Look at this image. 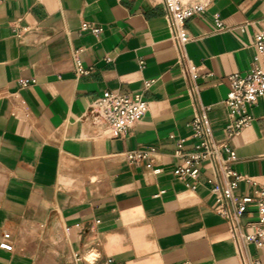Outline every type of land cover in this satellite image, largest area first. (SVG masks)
Listing matches in <instances>:
<instances>
[{"label":"crops","instance_id":"crops-1","mask_svg":"<svg viewBox=\"0 0 264 264\" xmlns=\"http://www.w3.org/2000/svg\"><path fill=\"white\" fill-rule=\"evenodd\" d=\"M84 23L102 31L82 32ZM186 26L194 81L177 63L163 0H0V244L11 237L0 264H77V255L98 264H241L215 210L218 165L180 178L175 152L180 143L193 150L189 124L209 108L216 141L235 153L230 168L251 179L237 193L253 198L264 185V97L233 137L224 104L229 76L252 66L264 0H215ZM76 51L89 75L77 76ZM105 92L149 102L123 138L91 110ZM257 222L251 205L241 231ZM246 250L264 264V249Z\"/></svg>","mask_w":264,"mask_h":264},{"label":"built area","instance_id":"built-area-1","mask_svg":"<svg viewBox=\"0 0 264 264\" xmlns=\"http://www.w3.org/2000/svg\"><path fill=\"white\" fill-rule=\"evenodd\" d=\"M215 0H163L167 13L169 27L178 52L177 63L184 66L185 71L190 75L192 81L198 78L197 68L189 60L186 46L193 38L190 36L186 23L196 16L205 13ZM215 22L219 29L223 25L218 16ZM82 32L90 31L98 34L102 30L93 24L84 23L81 26ZM255 47L257 53L253 58L250 70L246 74H233L229 76V94L224 101L227 108L230 126L226 129L229 137H233L247 127L253 116L249 108L256 105L258 100L264 97V68L261 66V59L264 56V30L255 33ZM79 51L74 52L73 59L77 76L89 75L93 68H86L78 59ZM143 65V62H141ZM28 82L24 83V86ZM153 82L147 83V88ZM190 97L198 99L200 86L190 85L188 88ZM92 112L108 128L112 136L123 138L133 126L139 122L149 110V102L145 100L143 93H114L105 92L97 98L92 106ZM209 108H203L201 113L195 115L194 120L189 124L191 138L194 140V148L185 151L182 143L178 144L175 155L183 159V165L179 166L175 175L180 178H192L196 180L203 163L217 164L224 176V185L215 183L213 192L217 195L216 212L226 218L230 224V232L235 241L241 264H261L259 259L250 257L247 253V246L253 244L256 248L264 249V185H259L253 198L244 197L237 193L240 182H251V179L235 173L230 164L236 160L233 150L219 144L208 118ZM222 151L228 156L223 157ZM143 153H132L131 158H143ZM196 189V186H193ZM253 205L258 214V222L255 230L251 233H244L240 228V220L246 214L249 207ZM10 234L4 235V241L0 244L3 249L10 250ZM76 257L77 264H98L97 258L92 262L87 261L79 255ZM101 264H116L113 258H107Z\"/></svg>","mask_w":264,"mask_h":264}]
</instances>
